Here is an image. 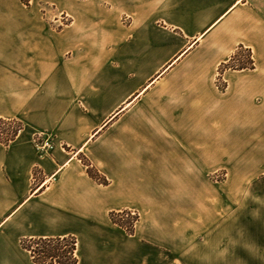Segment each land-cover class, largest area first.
<instances>
[{
    "label": "crops",
    "instance_id": "crops-1",
    "mask_svg": "<svg viewBox=\"0 0 264 264\" xmlns=\"http://www.w3.org/2000/svg\"><path fill=\"white\" fill-rule=\"evenodd\" d=\"M1 120L0 264H264V0H0Z\"/></svg>",
    "mask_w": 264,
    "mask_h": 264
},
{
    "label": "trees",
    "instance_id": "trees-1",
    "mask_svg": "<svg viewBox=\"0 0 264 264\" xmlns=\"http://www.w3.org/2000/svg\"><path fill=\"white\" fill-rule=\"evenodd\" d=\"M27 5L29 1L24 0ZM254 61L252 53L249 50L240 48L232 57L231 61L223 67L224 69L244 70L253 69ZM9 121H0V128L7 130L6 125ZM17 136V133H11V141ZM8 144V140L0 139ZM85 164L88 166L89 175L103 185H107L108 181L103 177L91 164L84 159ZM126 212L112 213L111 219L120 227L126 229L129 234L134 233V226L126 228L122 220V215ZM25 250L30 252L35 264H77L78 258L76 256L77 240L74 237L65 238H41V239H27L22 242Z\"/></svg>",
    "mask_w": 264,
    "mask_h": 264
},
{
    "label": "built area",
    "instance_id": "built-area-1",
    "mask_svg": "<svg viewBox=\"0 0 264 264\" xmlns=\"http://www.w3.org/2000/svg\"><path fill=\"white\" fill-rule=\"evenodd\" d=\"M3 127H6L7 130L4 128H0V139L8 140V143L11 142V139H9L11 133H17L18 135L24 129L23 124L17 121H9ZM33 144L40 156L49 155L55 148L51 138L42 133H38L35 135ZM129 217H137L136 212L131 211L128 212V214L126 213L122 215L123 220L128 219Z\"/></svg>",
    "mask_w": 264,
    "mask_h": 264
},
{
    "label": "rangeland",
    "instance_id": "rangeland-1",
    "mask_svg": "<svg viewBox=\"0 0 264 264\" xmlns=\"http://www.w3.org/2000/svg\"><path fill=\"white\" fill-rule=\"evenodd\" d=\"M26 1H31V0H26ZM127 214L128 212H131V211H125ZM125 213V214H126ZM137 214V213H136ZM123 220V219H122ZM139 220V217H138V214H137V217H129L128 219H124L123 222L126 224L125 227L128 229V228H131L134 226V230H135V226H136V223L138 222ZM126 230V229H125ZM134 234V233H133Z\"/></svg>",
    "mask_w": 264,
    "mask_h": 264
}]
</instances>
